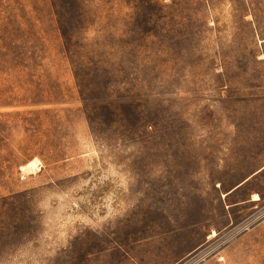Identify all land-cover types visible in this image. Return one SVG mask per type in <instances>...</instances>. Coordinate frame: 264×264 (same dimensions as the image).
I'll list each match as a JSON object with an SVG mask.
<instances>
[{
    "label": "rangeland",
    "instance_id": "rangeland-1",
    "mask_svg": "<svg viewBox=\"0 0 264 264\" xmlns=\"http://www.w3.org/2000/svg\"><path fill=\"white\" fill-rule=\"evenodd\" d=\"M0 264H264V0H0Z\"/></svg>",
    "mask_w": 264,
    "mask_h": 264
},
{
    "label": "bare ground",
    "instance_id": "bare-ground-1",
    "mask_svg": "<svg viewBox=\"0 0 264 264\" xmlns=\"http://www.w3.org/2000/svg\"><path fill=\"white\" fill-rule=\"evenodd\" d=\"M256 198H258V197H256Z\"/></svg>",
    "mask_w": 264,
    "mask_h": 264
}]
</instances>
